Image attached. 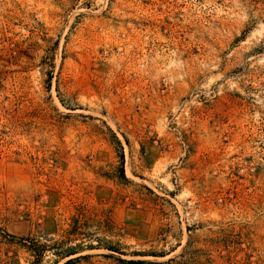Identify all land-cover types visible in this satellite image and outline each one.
<instances>
[{"label": "rangeland", "instance_id": "rangeland-1", "mask_svg": "<svg viewBox=\"0 0 264 264\" xmlns=\"http://www.w3.org/2000/svg\"><path fill=\"white\" fill-rule=\"evenodd\" d=\"M77 217L76 264H264V0H0V264Z\"/></svg>", "mask_w": 264, "mask_h": 264}, {"label": "trees", "instance_id": "trees-1", "mask_svg": "<svg viewBox=\"0 0 264 264\" xmlns=\"http://www.w3.org/2000/svg\"><path fill=\"white\" fill-rule=\"evenodd\" d=\"M123 158L121 157V163ZM123 175V173H122ZM84 225V221L80 220V217L72 220V223L69 225L68 229L60 230L61 235L59 240L53 242V244L48 245L46 241L41 243L37 241L31 234L26 237L17 238L20 241V245L25 251L29 254L32 261L29 264H40V261L44 257V254L47 252L53 253L56 256V263L64 260L62 264H76L78 260L81 259L80 256L72 258L78 255L83 250L92 249V246H83V244L75 242L80 236L81 228ZM74 244L67 247V245ZM112 252L123 255L119 250H114L113 248L109 249ZM133 256H139V254H132ZM67 259V260H66ZM128 264H142L140 261H128Z\"/></svg>", "mask_w": 264, "mask_h": 264}]
</instances>
